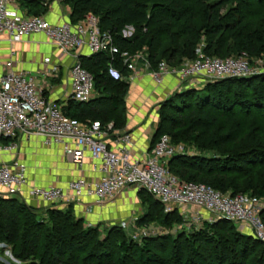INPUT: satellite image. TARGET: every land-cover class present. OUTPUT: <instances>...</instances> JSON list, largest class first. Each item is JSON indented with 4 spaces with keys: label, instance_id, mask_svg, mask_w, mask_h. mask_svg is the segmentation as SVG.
Masks as SVG:
<instances>
[{
    "label": "trees",
    "instance_id": "1",
    "mask_svg": "<svg viewBox=\"0 0 264 264\" xmlns=\"http://www.w3.org/2000/svg\"><path fill=\"white\" fill-rule=\"evenodd\" d=\"M66 1L71 23L88 14L97 16L101 31L111 34L120 55L146 53L151 69L161 61L178 66L185 59H194L201 36L205 39L202 51L211 57L264 56V33L250 25L241 0ZM228 4L236 7L220 17V9ZM25 8L32 15H40L33 13L35 10L46 11L37 2ZM129 26L134 34L124 39L121 33ZM120 55L80 57L81 66L93 77L95 97L86 103L68 101L62 108L67 118L98 123L102 128L111 124L112 131L125 125L129 85L122 77L129 71ZM168 110L174 114L168 115ZM239 117L264 118V76L224 79L174 93L159 104L151 148L164 135L173 144L194 145L201 153L173 157L168 162L171 174L183 182L209 185L223 194L243 193L264 201V172H259L264 170V132L253 135L243 127L238 134L224 133L226 128H234ZM165 124L167 130L162 132ZM139 194L163 210L148 193ZM72 210L71 205L63 210L49 209L47 218L38 220L35 211L19 199L0 198V242L9 245L23 264H247L256 250L260 257L264 254V246L257 239L243 235L226 220L204 221L197 231L136 242L119 227L100 233L84 225ZM260 217L264 224L263 207ZM180 219L173 211L154 221L166 226ZM224 230L229 233L227 239L221 233ZM157 252L168 254L167 260H159ZM258 260L251 264H263Z\"/></svg>",
    "mask_w": 264,
    "mask_h": 264
},
{
    "label": "built area",
    "instance_id": "2",
    "mask_svg": "<svg viewBox=\"0 0 264 264\" xmlns=\"http://www.w3.org/2000/svg\"><path fill=\"white\" fill-rule=\"evenodd\" d=\"M64 1L0 0V46L3 42L13 45L32 35H43L54 50L74 59L68 72L69 97L75 102L86 103L95 97L94 81L81 66L80 57L102 53L115 57L120 52L111 34L101 31L99 18L93 14L75 24L69 20L52 24L46 16L29 14L25 8L28 3L37 2L49 10L52 4ZM133 34L134 28L129 26L121 36L129 39ZM10 54L13 56L14 51ZM120 56L129 71L122 80L129 86L147 75L157 88L169 79L176 80L177 92L224 79H247L259 73L250 66V59L245 54L217 58L201 52L178 66L161 61L155 69L150 68L143 52ZM44 62L49 67L42 71L43 76H55L57 67L51 65L49 59ZM260 68L259 74H263L264 65ZM20 134L40 137L47 146L63 145L65 157L76 165L82 164L88 155L99 178L93 182L75 179L67 184L66 190L29 186L25 165L13 160L0 164V198L20 197L25 192L30 199L55 205L57 202L74 203L86 195L101 205L114 200L127 188L135 187L158 201L165 213H171L175 208L182 211V215L186 209L203 210L209 215L207 222H233L246 228L264 246V224L260 217L262 200L243 193L223 194L202 183L183 182L169 172L168 162L175 155H195L183 144H173L164 135L156 141L147 157H136L132 154L129 133H116L111 124L102 128L98 123H80L67 118L62 106L45 98L43 90L28 73L8 69L0 75V154L16 151ZM192 218L199 221L197 215ZM0 264L23 263L13 256L9 245L0 242Z\"/></svg>",
    "mask_w": 264,
    "mask_h": 264
},
{
    "label": "crops",
    "instance_id": "3",
    "mask_svg": "<svg viewBox=\"0 0 264 264\" xmlns=\"http://www.w3.org/2000/svg\"><path fill=\"white\" fill-rule=\"evenodd\" d=\"M69 15L70 9L68 7L65 9L62 4L55 3L51 5L45 18L50 23L56 24L69 20ZM11 51H14L13 56L10 54ZM45 59H49L50 64L57 67L58 72L55 76H43L42 71L49 67L44 64ZM73 61L71 56L54 50L46 42L43 35H32L13 45L3 42L0 46V75L8 69L28 73L33 82L43 90L45 98L61 106L65 105V101L69 97L70 80L68 72ZM178 86L176 80L169 79L165 85L157 88L147 75L136 84L129 86L128 96L125 100L126 122L121 129H117L115 132L131 135L132 154L134 156L144 158L149 155L158 118L155 111L162 101L178 91ZM200 86L196 89L201 88ZM147 87L151 90H147ZM146 97L147 101L145 102ZM156 100L157 102H155ZM13 160H18L25 165L29 186L54 187L66 190L67 184L75 179L81 178L87 182H93L99 178V173L93 171V163L88 155L82 164L76 165L65 157L63 145L52 144L47 146L43 139L37 136L20 134L17 137V150L12 153L0 154V164L9 163ZM133 188L135 187L127 188L114 200L101 205L96 204L93 198L86 195L74 203L57 202L55 205L30 199L25 192H22L20 197L15 198L24 202L35 212L45 213L49 209L63 210L71 205L75 214L77 213L84 220L99 221L106 219L113 210L115 212L118 209L126 210L129 207L127 202H130L135 194ZM199 214L207 215L203 210H200ZM192 216L194 215L192 214ZM198 218L205 221L203 217L199 216ZM241 230L250 235L246 228L241 227Z\"/></svg>",
    "mask_w": 264,
    "mask_h": 264
},
{
    "label": "rangeland",
    "instance_id": "4",
    "mask_svg": "<svg viewBox=\"0 0 264 264\" xmlns=\"http://www.w3.org/2000/svg\"><path fill=\"white\" fill-rule=\"evenodd\" d=\"M241 2L245 6L246 10L248 11V17L251 19L250 25L256 29H259L262 33H264V0H241ZM62 5H63V7H65V9H66V7L69 8V2L68 1H66V2L64 1V3H62ZM235 7H236L235 5H229V4L222 7L220 9V17L226 16V14L231 13L232 12L231 10ZM33 13L40 14L42 16L43 15L46 16V14L48 13V10H46V11H36L35 10V11H33ZM244 25H246V24H244ZM204 47H205V39H204V37L201 36L200 42L198 44L197 53L203 52L202 50ZM145 54L146 53H144V55ZM232 57L234 58L236 56L232 55V56H229L228 58H232ZM145 58L147 60L146 55H145ZM249 63L253 69L255 68L256 71L260 73L262 70L260 68V65H264V56L263 55L254 56L252 59H250ZM44 64H46V63L44 62ZM259 73H257V75L254 77L264 76V73L263 74H259ZM204 85H206V84L205 83L201 84L200 87L203 88ZM197 89H200V88H197ZM147 90H151V89H149L147 87ZM127 91L129 92V89ZM128 92L126 93V97L128 96ZM173 94L174 93H172L169 97H171ZM126 97H125V99H126ZM146 99H147V97L145 98V102L147 101ZM70 100H71V98L68 97V99L65 101V104ZM164 101H162V102H164ZM155 102H157V100ZM63 106H65V105H62V108H63ZM172 111L168 110V115L170 113L174 114ZM164 112H165V110H164ZM155 113H156V117H158L157 118V124H158L159 106H158V109L155 111ZM177 117H178L177 119L182 120V118H179L180 116H177ZM168 121H169V119H168ZM244 121H247V122H244ZM167 127H168V125L165 124V128L162 130V132L166 131ZM243 127L248 128V130L250 129L251 134H253V135L254 134L257 135V133H259V131H261V130L264 132V118H261V117L254 118L253 117L252 119L244 120V118L239 117L236 119V122H234V128H226L224 133H227V132L232 133L233 132V133L238 134L239 132L240 133L243 132V130H244ZM180 144H183L185 146L186 150H188V151L194 152L195 154L201 153L198 150V148L194 145H189L187 142L186 143H180ZM259 172L263 173L264 170L259 171ZM133 189L135 190V194L133 196V199L130 200V202H127L128 203L127 205L129 207L126 210L118 209L117 212H115V210H113L110 214H108V217L106 219L99 220V221H96L93 219L92 220H84L82 217H80V215L78 216L77 213L75 214V212H74L75 210L73 208H72L73 209L72 212L77 218L83 219L84 225L95 227L98 229V231L100 233L105 234V233H107V231H109L113 227H119V228H121V231L126 232V235L130 239H132L133 241H136V242L140 241L142 238H147V237H157L158 235H167V234H172L175 236L176 234H179L182 231L188 233L190 231L200 230L202 228L204 221H201L200 220L201 218H199V221L193 220V218L191 217L192 214L197 215L198 217L200 216V217L205 218V221L209 220L208 214L204 215V216L199 214L200 210L186 209L184 211L185 215L184 214L182 215V213H181L182 211L175 208L174 211L178 212V214L181 216V219L177 222L171 221V223L166 225V226H161L158 223H156L154 221V219L158 218L159 215H161L165 212L164 208H163V210H161L155 203H153L151 200H149L144 194H142L140 196V194H139L140 190H138L136 188H133ZM227 194H229V193H227ZM262 207L264 209V201H262ZM35 216L38 217V220H42L44 217L47 218L45 213L35 212ZM46 218H44V219H46ZM263 220H264V218H263ZM232 224H233V227L236 228L240 233H242L243 235H246V236H250V235L246 234L243 230H241L240 225H237L235 223H232ZM225 231L226 230H224V232H221V233L222 234L224 233V235H225L224 237L227 239V238H229V233H226ZM134 237H136V239H134ZM154 250L158 251L155 247H154ZM255 252H256V254H255ZM255 252L251 254L249 262L247 264H251L253 262L259 261L258 259H261V261L264 264V254L261 253L262 256L260 257L257 254L258 253L257 250ZM157 255H158L159 260H162V261L167 260L168 254L161 255L159 252H157ZM258 256H259V258H258Z\"/></svg>",
    "mask_w": 264,
    "mask_h": 264
},
{
    "label": "water",
    "instance_id": "5",
    "mask_svg": "<svg viewBox=\"0 0 264 264\" xmlns=\"http://www.w3.org/2000/svg\"><path fill=\"white\" fill-rule=\"evenodd\" d=\"M177 155H175L174 157H176Z\"/></svg>",
    "mask_w": 264,
    "mask_h": 264
}]
</instances>
